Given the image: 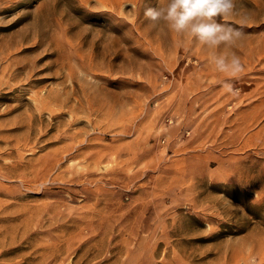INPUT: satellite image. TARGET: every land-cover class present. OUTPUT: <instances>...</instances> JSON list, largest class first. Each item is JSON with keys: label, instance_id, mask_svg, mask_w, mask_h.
<instances>
[{"label": "rangeland", "instance_id": "374dc122", "mask_svg": "<svg viewBox=\"0 0 264 264\" xmlns=\"http://www.w3.org/2000/svg\"><path fill=\"white\" fill-rule=\"evenodd\" d=\"M162 3L0 0V264H264V0L220 50Z\"/></svg>", "mask_w": 264, "mask_h": 264}, {"label": "clouds", "instance_id": "9594fccd", "mask_svg": "<svg viewBox=\"0 0 264 264\" xmlns=\"http://www.w3.org/2000/svg\"><path fill=\"white\" fill-rule=\"evenodd\" d=\"M234 8L235 0H164L155 7H147L144 16L153 27L165 25L177 35L190 37L208 49L220 50L234 47L243 37L239 29L220 22L233 15ZM210 62L218 73L227 75L222 87L235 95L237 90L230 81L245 70L240 56L216 51Z\"/></svg>", "mask_w": 264, "mask_h": 264}]
</instances>
